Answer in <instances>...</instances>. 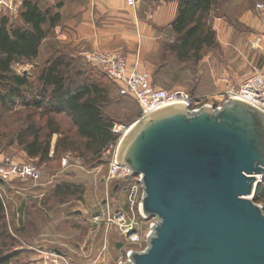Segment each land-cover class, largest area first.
<instances>
[{
  "label": "rangeland",
  "instance_id": "1",
  "mask_svg": "<svg viewBox=\"0 0 264 264\" xmlns=\"http://www.w3.org/2000/svg\"><path fill=\"white\" fill-rule=\"evenodd\" d=\"M33 1L44 9L52 8L56 12L55 0ZM224 1L218 0V5ZM237 1L241 2L242 7L249 8L254 18L258 12L257 5L264 4V0ZM234 7L228 4L223 6L226 8L223 10L221 5L210 16L209 23L216 34V45L204 49L201 61L182 62L167 49L152 51L146 65L144 60L141 63V67L151 70L147 72L152 85L168 91H186L196 97H209L226 90V80L239 83L255 69L261 68L264 64L263 49L255 44V40L263 30L264 12L259 11L263 15L259 21H252L249 17L243 21L242 14L245 11L241 8L237 10L239 15H236ZM7 15L10 26H23L19 17L0 9V19ZM60 28L52 30L47 25L45 29L49 38L42 43L38 58L13 67L17 75L29 76L30 89L23 92L22 99H17L12 109L0 107V155L23 162L37 161L45 172L43 179L36 185L14 182L2 186L0 202L4 217L0 229V264H35L41 250H58L77 263L91 264L100 260L104 264H119L128 260L129 251H140L147 247V237L152 223H155V219H144L137 205L131 207L129 204L130 183L110 179L109 176L110 157L119 148L128 128L141 119L140 107L133 98L122 97L117 86L89 63L82 52L59 44L57 37ZM230 33V37L233 33L235 41L226 47L228 44L222 43L221 39ZM110 51H118L126 56V53L114 48ZM128 51L131 55L140 53L136 48ZM58 58L65 62L61 71L67 80L68 89L75 91L83 84H96L109 92L108 99L101 105L102 111L110 122L124 128L117 136L109 158L102 155L89 160L79 153L63 151L62 146L56 152L59 140L66 136L75 138L73 121L65 113L57 114L48 111L45 106L36 107L33 104L41 100L40 78L43 71ZM7 83L0 82L1 86ZM49 120L56 122L62 135H53L50 160L41 164L38 159L27 157L17 143V135L30 121L36 127H42ZM68 154L71 161L65 167L63 157ZM63 184L77 186V192L74 195H55L56 187ZM253 199L264 206V201L257 202L256 197ZM118 213L124 214L123 222L115 218ZM97 218L99 221L95 224ZM109 219L113 222L108 223ZM100 221L101 224L97 225ZM130 226L137 229L140 242L133 243L126 236L125 231ZM119 244L121 248H118Z\"/></svg>",
  "mask_w": 264,
  "mask_h": 264
},
{
  "label": "water",
  "instance_id": "2",
  "mask_svg": "<svg viewBox=\"0 0 264 264\" xmlns=\"http://www.w3.org/2000/svg\"><path fill=\"white\" fill-rule=\"evenodd\" d=\"M117 160L140 177L141 215L156 220L146 249L120 264H264V207L253 199L264 111L237 98L193 113L165 107L129 128Z\"/></svg>",
  "mask_w": 264,
  "mask_h": 264
},
{
  "label": "trees",
  "instance_id": "3",
  "mask_svg": "<svg viewBox=\"0 0 264 264\" xmlns=\"http://www.w3.org/2000/svg\"><path fill=\"white\" fill-rule=\"evenodd\" d=\"M55 1L56 12H53L52 8L44 9L38 2L24 0L22 10L17 16L23 24L21 27L10 26L8 15L0 19V82H8L6 86L0 84L2 109H12L17 99H22L23 92L30 89L29 76L17 75L13 67L36 60L40 55L42 43L49 38L45 27L48 25L53 30L61 21L59 11L64 6V0ZM178 2V15L171 26L177 39L167 50L182 62L192 60L199 62L204 49L216 45V34L209 23L210 16L221 5L222 9L226 10L223 6L233 0L220 2L221 5H218V0H178ZM64 63L62 58H58L43 71L40 78L41 100L35 101L33 105L45 106L48 111L57 114L65 113L73 121L76 129L75 138L66 136L59 140L56 152L62 146L63 151L79 153L89 160L98 159L105 149L116 144L118 140L117 135L112 132L114 124L105 117L101 106L108 99L109 92L96 84H83L75 91H71L61 71ZM104 75L108 78L106 74ZM55 123L54 120H49L46 126L36 127L35 123L30 121L19 132L17 143L23 148L27 157L32 160L38 159L41 164L50 160L51 139L54 134L62 135L59 126ZM1 138L0 133V142ZM76 192L77 186L72 184H63L55 189V195L61 196L74 195ZM255 197L257 202L264 201V180L258 187ZM3 215L4 209L0 202V229Z\"/></svg>",
  "mask_w": 264,
  "mask_h": 264
},
{
  "label": "built area",
  "instance_id": "4",
  "mask_svg": "<svg viewBox=\"0 0 264 264\" xmlns=\"http://www.w3.org/2000/svg\"><path fill=\"white\" fill-rule=\"evenodd\" d=\"M141 1L142 0H125V2L134 9L138 7ZM23 4V0H0V9L6 14L17 17L22 10ZM256 9L264 12V4H258ZM255 44L261 46L264 54V21L263 30L256 37ZM85 58L94 67L106 74L108 78L118 86L121 95L131 97L137 101L141 110V118L151 112L172 105H184L191 113L200 111L204 106L220 109L227 101L233 98L249 102L264 111V64L261 68L255 69L254 72L250 73L239 83L226 80L228 84L227 89L214 96L196 97L182 90L168 91L154 87L151 83L150 74L142 69L140 61L137 60L133 65H130L128 58L118 51L94 49L86 52ZM123 129L124 128L116 124L112 128V132L118 136L122 133ZM114 145L115 144H112L105 149L102 155L109 158L108 156L111 155ZM117 152L118 149L109 160L110 179H118L123 180L125 183H130L128 192L129 204L131 207L137 205V210H139L141 214L143 189L140 177H134L128 169L119 165ZM70 157L69 154L63 157V166L66 167L70 164ZM44 173L43 168L39 166L36 161L23 162L10 156L0 155V196L2 193V186L5 184L15 182L20 184L32 183L36 185L43 179ZM115 218L118 222H123L125 220V216L122 213H118ZM94 221L96 224L99 219L97 218ZM110 222H113L112 219L108 220V223ZM100 224L101 221L97 225ZM154 224H156V220L155 223H152L151 227ZM125 234L133 243L141 241L137 229H134L133 226H130L125 231ZM144 250H140V252ZM130 252L131 251H129L127 255L128 260ZM39 253V259L36 260L35 264H84L73 261L66 254L58 250H41ZM99 261L91 264H104V262Z\"/></svg>",
  "mask_w": 264,
  "mask_h": 264
},
{
  "label": "crops",
  "instance_id": "5",
  "mask_svg": "<svg viewBox=\"0 0 264 264\" xmlns=\"http://www.w3.org/2000/svg\"><path fill=\"white\" fill-rule=\"evenodd\" d=\"M229 4L235 6L236 15H239L237 10L241 8L245 11L243 21L246 17L255 22L259 21V17L263 18L259 10L254 18L249 8L242 7L237 0ZM178 11V0H142L136 9L131 8L125 0H64V6L59 11L60 25L56 27L61 26L57 40L82 52L84 56L86 50L110 51L114 48L126 53L130 65L137 60L140 65L144 62L146 65L152 51L168 49L176 41L177 35L171 26ZM227 35L229 38L221 41L229 47L235 40L233 33L231 37V33ZM134 48L139 49L140 53L128 54V50ZM142 69L151 71L149 67Z\"/></svg>",
  "mask_w": 264,
  "mask_h": 264
},
{
  "label": "bare ground",
  "instance_id": "6",
  "mask_svg": "<svg viewBox=\"0 0 264 264\" xmlns=\"http://www.w3.org/2000/svg\"><path fill=\"white\" fill-rule=\"evenodd\" d=\"M263 178H264V177L260 176V177H259V181H261ZM250 198H251V197H250Z\"/></svg>",
  "mask_w": 264,
  "mask_h": 264
}]
</instances>
